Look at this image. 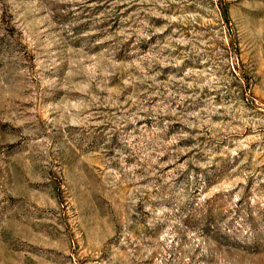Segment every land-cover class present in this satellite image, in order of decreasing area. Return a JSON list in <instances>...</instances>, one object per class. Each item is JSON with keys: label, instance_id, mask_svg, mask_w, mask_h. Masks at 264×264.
Segmentation results:
<instances>
[{"label": "rangeland", "instance_id": "374dc122", "mask_svg": "<svg viewBox=\"0 0 264 264\" xmlns=\"http://www.w3.org/2000/svg\"><path fill=\"white\" fill-rule=\"evenodd\" d=\"M0 264H264V0H0Z\"/></svg>", "mask_w": 264, "mask_h": 264}]
</instances>
